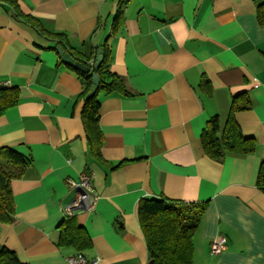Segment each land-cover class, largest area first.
<instances>
[{"label": "crops", "instance_id": "0c3cea01", "mask_svg": "<svg viewBox=\"0 0 264 264\" xmlns=\"http://www.w3.org/2000/svg\"><path fill=\"white\" fill-rule=\"evenodd\" d=\"M263 1L17 0L14 9L0 0V79L18 94L0 115V147L30 158L10 181L14 214L0 223V245L23 263L66 264L75 250L58 245L62 206L78 196L67 181L88 173L96 203L75 212L91 242L86 258L144 264L137 204L163 198L206 202L193 264H264V189L256 186L264 158V25L256 18ZM54 33L65 35V52L83 58L107 44L110 70L124 82V91L97 94L99 153L81 119L82 80L53 48ZM238 96L247 104L232 118L255 149L210 158L201 140L207 121L217 116L222 128ZM218 235L226 248L213 255Z\"/></svg>", "mask_w": 264, "mask_h": 264}, {"label": "trees", "instance_id": "16d2710c", "mask_svg": "<svg viewBox=\"0 0 264 264\" xmlns=\"http://www.w3.org/2000/svg\"><path fill=\"white\" fill-rule=\"evenodd\" d=\"M14 9L18 8L17 0H2ZM18 14L28 23L39 28L37 21L18 11ZM256 18L260 25H264V1L256 7ZM122 21V11L118 9L113 19V30ZM52 39L56 45L64 50L66 38L64 34L54 33ZM102 58L95 70L98 76L97 89L91 97H87L92 84V71L82 72L69 66L76 72L83 83L79 98L83 100L81 119L86 132L87 141L96 147L98 152L102 143L98 125L100 101L97 94L101 91L110 93L124 91V82L121 77L110 70L108 60L109 46L102 48ZM71 56L85 65L92 67L95 56L83 58L77 54ZM61 63V61H59ZM201 87L209 88L208 80L204 79ZM234 97L230 106L229 116L221 128L219 118L213 116L207 121L206 128L201 135L205 153L213 159H219L226 153L238 155L254 151L255 142L252 138L242 136L237 124L232 118L235 110L247 104L239 105ZM18 101L17 91L13 88L0 90V115L15 105ZM30 158L19 151L7 146L0 147V223H9L14 214L13 197L10 189L12 179L21 178ZM256 186L264 189V158L261 160L256 177ZM206 208L204 203H185L182 201L166 200L163 198H142L137 204L138 222L146 245L147 257L144 264H193L194 234L199 226L201 217ZM58 245L71 247L75 252L84 253L91 247V242L83 227L76 222V214L64 219L59 228ZM0 264H27L19 260L17 254L0 245Z\"/></svg>", "mask_w": 264, "mask_h": 264}, {"label": "built area", "instance_id": "2783aa9c", "mask_svg": "<svg viewBox=\"0 0 264 264\" xmlns=\"http://www.w3.org/2000/svg\"><path fill=\"white\" fill-rule=\"evenodd\" d=\"M8 84L9 82L7 80L0 79V90L7 88ZM67 182L70 188H80L82 191L78 190V196L73 201L62 206L64 217L67 218L78 211L93 209L97 194L90 183V175L88 173H81L78 180L68 179ZM225 248L226 238L222 235H218L212 239L209 251L211 254L215 255L222 252ZM99 260L98 256L88 259L82 253L75 252L73 255L66 257V264H98Z\"/></svg>", "mask_w": 264, "mask_h": 264}, {"label": "water", "instance_id": "95a60500", "mask_svg": "<svg viewBox=\"0 0 264 264\" xmlns=\"http://www.w3.org/2000/svg\"><path fill=\"white\" fill-rule=\"evenodd\" d=\"M55 50L58 53V55L60 56L61 61L63 63H65L66 65L71 66L72 68L77 69V70L82 71V72L92 71V84L90 86V90L87 93V97H91L97 89L98 76H97L95 70L97 69V67L100 63V60L102 58V49L99 48L97 50L95 60H94L92 67H89V66L85 65L84 63H82L78 60H75L69 53L65 52V50L60 45H56ZM77 190L82 191L80 188H77Z\"/></svg>", "mask_w": 264, "mask_h": 264}]
</instances>
